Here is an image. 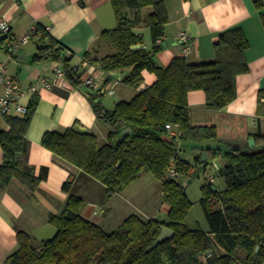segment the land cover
Masks as SVG:
<instances>
[{
  "label": "trees",
  "instance_id": "1",
  "mask_svg": "<svg viewBox=\"0 0 264 264\" xmlns=\"http://www.w3.org/2000/svg\"><path fill=\"white\" fill-rule=\"evenodd\" d=\"M110 1L117 26L102 31L98 40L113 46L115 51L103 56L86 52V59L105 71L108 80L112 71L127 70L123 82L132 87L141 83L144 70L154 72L157 79L132 99L118 101L113 109L105 108L99 95L88 91L97 117L108 125L107 142L100 143L97 134L70 126L62 132L45 131L42 144L59 158L102 181L108 196L150 171L162 181V199L170 207L167 219L144 220L132 214L115 230L106 231L82 215L84 200L71 194L61 213L49 214V221L56 228L54 236L35 245L30 234L19 231V247L6 257L5 264H262L264 146L253 151L208 146V142L217 139V129L214 125H194L188 102L192 90L205 92V106L209 110H220L234 100L236 78L249 70L245 58L249 42L243 30L233 27L223 31L214 43L215 54L210 60L189 63L185 57H175L164 68L154 59L161 48L158 39L164 35L168 22L164 2ZM148 5L153 6V11L142 16L141 8ZM261 17L264 23V10ZM138 21L150 29L151 49L144 46L143 37L134 31ZM40 41L33 61H62L67 67L66 79L81 85L83 74L69 64L71 56L64 53L67 48L48 32ZM61 45L64 48L57 49ZM263 99L264 88L258 92L262 108ZM37 103L35 93L26 116L8 117L10 129L0 131L3 186L13 177L32 191L40 184L41 178L35 175L34 168L19 167L18 161L19 154L27 149V131ZM168 123L180 131L179 136L171 134L166 127ZM128 127L131 132L122 136L121 131ZM256 136L263 137L260 133ZM200 147L209 150L211 159L225 160L218 171L225 188L215 190L209 182L202 187L200 202L210 226L207 231L188 227L186 217L193 202L186 187L176 177L167 176L172 167L181 174L189 173L193 165L181 158L179 152ZM43 170L47 171V167ZM72 183L69 177L63 189L69 191ZM162 225L172 228L174 235L151 248Z\"/></svg>",
  "mask_w": 264,
  "mask_h": 264
},
{
  "label": "crops",
  "instance_id": "2",
  "mask_svg": "<svg viewBox=\"0 0 264 264\" xmlns=\"http://www.w3.org/2000/svg\"><path fill=\"white\" fill-rule=\"evenodd\" d=\"M2 1L1 10L9 20L14 35L24 34L32 23L50 26L49 35L67 48L64 53L71 56L69 64L77 67L83 74V79L87 76L96 78L98 88L89 87L83 82L75 85L67 79L58 83L55 67L58 63L64 64L62 61L48 59L34 62L33 56L41 43V36L34 35L17 52L9 54L0 34V58L7 62L9 74L17 78L24 88L34 84L39 87L36 92L38 103L27 131V149L19 154L18 161L19 167L29 165L34 168L35 175L41 178L35 191L30 190L17 177H13L5 186L0 183V264H5L6 257L18 249L19 231L30 234L35 245L54 236L56 228L50 223L49 214L61 213L71 194L84 200L82 215L97 222L106 231L115 230L128 216L138 215L137 208L146 211L147 217L138 215L144 220H166L170 207L162 199V181L153 174V178L148 176V181L142 174L122 191L108 196L102 181L59 158L42 144L45 131L62 132L70 126L97 134L100 143L107 142L108 125L97 117L88 91L98 94L105 108L113 109L118 101L132 99L139 90L152 85L157 79L154 72L144 70L141 83L132 87L123 82L127 70L114 71L124 72L120 79L112 71V78L108 80L105 71L86 59V52H91L93 56H103L115 51L108 43L98 40L102 31L117 26L111 1ZM162 1L166 7L168 22L164 35L157 42L161 48L154 59L164 68L175 57H185L189 63L210 60L215 54L214 43L223 31L233 27L243 30L249 42L245 50L249 70L237 76L234 100L220 110H209L205 106V92L192 90L188 94V102L194 125H214L217 129V139L208 142V146L222 150L237 147L244 151L262 148L264 107H260L258 103V92L264 88V23L261 17L264 0ZM258 3L261 5L258 6ZM153 9L152 5L144 6L140 13L145 16ZM132 15L129 12V16ZM134 31L143 37L146 48L153 47L148 26L138 21ZM181 32H187L191 36V50L187 53L179 38ZM86 60L88 65H84ZM47 82L51 86L44 85ZM119 84L122 88L115 103L112 106L102 103V96L108 93L107 90L113 88V92L108 93L113 95ZM33 95L25 94L20 101L30 105ZM6 120L0 116V131L10 129ZM257 133L263 137H257ZM189 149L192 152L190 158L183 157L181 151L179 154L193 166L202 165L205 169L212 163L218 172L225 164L222 158L211 159L207 148ZM205 150L209 158L206 166L200 162ZM3 159L4 150L0 143V165ZM43 167H47V171ZM69 177H72L73 183L67 191L63 189V184Z\"/></svg>",
  "mask_w": 264,
  "mask_h": 264
},
{
  "label": "built area",
  "instance_id": "3",
  "mask_svg": "<svg viewBox=\"0 0 264 264\" xmlns=\"http://www.w3.org/2000/svg\"><path fill=\"white\" fill-rule=\"evenodd\" d=\"M3 1L0 0V34L4 38V46L9 54H13L18 49L31 40L34 35L42 36L44 33L49 32L50 26H43L38 23H32L28 30L20 35L16 36L12 33L11 24L7 19L4 12L1 10ZM179 38L184 44L185 52L191 50V36L187 32H181ZM160 39V38H159ZM158 39V40H159ZM84 65H88V61L84 62ZM66 70L64 64L58 63L55 67L56 81L59 83L66 79ZM83 83L89 87L98 88V80L93 76H87L83 79ZM46 86H51V83H44ZM39 87L34 84L29 88H24L21 82L9 74L7 70V62L0 58V116L4 119L8 117H24L28 112L29 105L20 101V98L25 94H35ZM108 93L113 92V88L107 90ZM166 127L170 130L174 136H179L180 131L174 130V125L168 123ZM179 175L178 170L175 167L170 168L167 173L169 177H176ZM207 181L211 184L215 181V175L211 174L207 177Z\"/></svg>",
  "mask_w": 264,
  "mask_h": 264
},
{
  "label": "rangeland",
  "instance_id": "4",
  "mask_svg": "<svg viewBox=\"0 0 264 264\" xmlns=\"http://www.w3.org/2000/svg\"><path fill=\"white\" fill-rule=\"evenodd\" d=\"M111 47L114 49L113 46ZM104 51H102V53ZM121 88L122 85L119 84L118 88H115V93L113 95H110L108 93L103 95L102 103L106 102V104L108 103L109 106H112L117 100V97L120 95L119 90ZM190 154H192V152L189 148H185L181 150V155L187 159L191 157ZM142 174L144 176V179H146L147 181L149 180L148 176L150 178L154 177L150 171H145ZM211 174L215 175V183L212 184L213 188L216 187L218 190L224 189L225 182L223 178L219 176L218 172L215 170V165L212 163L208 164L205 169L202 165L193 166V168L189 173H183V174L180 173L178 176H176V179L186 187L187 196L193 202L189 214L186 217V223L189 228L200 227L206 231L210 229L209 222L206 218L200 199L203 195L202 187L207 183V179H206L207 176ZM137 209L139 210V212L136 211L138 215L144 218L147 217L145 210H143L142 208H141L142 210H140L139 208Z\"/></svg>",
  "mask_w": 264,
  "mask_h": 264
},
{
  "label": "water",
  "instance_id": "5",
  "mask_svg": "<svg viewBox=\"0 0 264 264\" xmlns=\"http://www.w3.org/2000/svg\"><path fill=\"white\" fill-rule=\"evenodd\" d=\"M64 48V46H58L57 49H62ZM113 75L117 78H121L124 74V72H112ZM127 132H131V128H125L121 131V135L125 136L127 134ZM253 139V138H252ZM252 139L250 142H252ZM254 141V140H253ZM200 162L203 163L205 166L209 163V158H208V152L207 150H205L201 157H200ZM216 189V188H214ZM174 235V230L166 225H162L161 231L159 233V235L157 236L155 242L153 243V245L151 246V248L157 246L160 242H162L163 240L170 238ZM259 247H257L258 250Z\"/></svg>",
  "mask_w": 264,
  "mask_h": 264
}]
</instances>
